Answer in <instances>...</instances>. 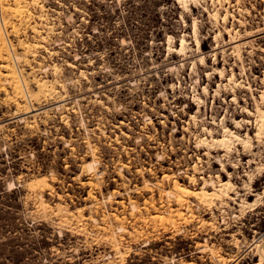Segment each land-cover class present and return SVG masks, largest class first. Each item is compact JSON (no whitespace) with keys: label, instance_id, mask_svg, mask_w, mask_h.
Listing matches in <instances>:
<instances>
[{"label":"rangeland","instance_id":"rangeland-1","mask_svg":"<svg viewBox=\"0 0 264 264\" xmlns=\"http://www.w3.org/2000/svg\"><path fill=\"white\" fill-rule=\"evenodd\" d=\"M245 2L250 13L241 20L246 26L233 19L227 26L234 23L240 29L239 38L232 36V44L255 39L251 42L255 47L250 44L235 55L228 51L224 58L219 50L216 64L208 56L207 63H198L196 72H192V60L196 61L199 55L193 38L195 18L201 27L202 51L206 54L216 46L217 26L222 30L220 41H229L230 37L226 25L216 23L210 15L213 7L209 0H199L192 13L184 12L177 0H44L49 21L54 24L46 46L57 54L51 57L47 50L39 49L36 57H29L30 65L20 62V66L30 87L36 89L31 79L44 75L53 78V72L49 68L33 73L32 68L57 62L67 80L66 93L62 92L67 97L42 98L34 103L35 113L25 114L24 109L17 112L15 101L8 99L10 85L7 84L9 96L0 89V264H218L211 249L228 259L227 264L259 261L254 251L244 245L264 238V205L236 219V205L231 200L224 207L225 213L218 209L213 215L209 209L195 207V216L190 218L182 210L188 220L180 214L175 217L177 228L182 230L173 228L167 233H154L152 223L146 226L134 222L130 211L131 200L138 206L136 214L144 210L152 195L158 202V190L153 185L164 173L174 169L185 182L177 169L191 168L198 156L206 175L209 171L222 173L228 179L227 174L231 173L241 195L245 194V172L264 162V145L254 140L251 155L222 158L226 169L223 173L221 162L215 158L217 153L212 152L208 159L194 143V133L203 124L220 131L221 117L227 112L229 126L234 128L233 117L249 119L241 107L247 103L253 110L258 104L259 91L264 87V3ZM26 34L32 38L29 29ZM184 34L190 48L186 56L175 55L169 51L168 36H173L175 46H179ZM10 39L17 48L20 38L11 34ZM182 59L184 66H180ZM224 65L226 74L232 68L250 88L238 93L237 103L231 102L228 90L214 96L221 78L212 74L211 68ZM255 65L258 67L254 70ZM82 70L86 71L85 76L80 75ZM207 72L211 73L210 78ZM207 84L209 94L203 96V86ZM195 90L205 101L199 113L198 105L192 102ZM62 100L68 107L75 104L76 111L66 113L69 123L62 121L56 108ZM191 113H197V125L190 121ZM24 117L35 119L34 126H27ZM246 127L253 129V136V125H243L242 133ZM87 141L98 148L101 179L82 170L84 160H92L87 155ZM239 148L243 153V148ZM250 159L256 164H249ZM129 162V168L121 166ZM235 163H239L238 167ZM43 176L53 190L44 192L52 206L45 214L37 211L29 186L31 180L39 181ZM88 181L94 183L93 197L89 196ZM145 181L151 183L154 193L143 187ZM10 183L15 188L9 187ZM254 189L256 193L264 191V177L256 180ZM59 205L68 207L69 216H74L71 225L62 223L65 213L59 214ZM105 211L113 229L117 226L115 213L125 217L126 228L134 231L117 233L122 237L121 248L127 251L124 257L115 254L107 236L93 221L97 218L101 224ZM80 213L83 222L77 221ZM223 217L228 224H222ZM204 221H214L219 230L200 227ZM147 239L150 244L144 246ZM237 239L241 248L236 247ZM202 245L206 249L200 251Z\"/></svg>","mask_w":264,"mask_h":264},{"label":"bare ground","instance_id":"bare-ground-1","mask_svg":"<svg viewBox=\"0 0 264 264\" xmlns=\"http://www.w3.org/2000/svg\"><path fill=\"white\" fill-rule=\"evenodd\" d=\"M213 7L211 11V16L215 20L216 23L221 21V24L226 25L225 31L226 34L230 35L229 41L223 40L222 38V30L219 29L217 24H215L216 32H214V40L216 46L212 51L208 54L203 52V44L204 42L201 40V27L199 25V21L197 18L193 20V38L196 43V47L198 49L199 55L197 56L196 61L192 60V72H196V67L198 63L204 66L207 63L208 56H212L215 64L217 62L218 51L220 50L223 58L230 51V55H235L236 51H243L245 47L250 44L252 47H255L251 42L253 40H236L232 44L233 35L234 37L240 36V29L234 26V23L228 27V22L230 19L233 21H237L241 26H246L245 21L241 20L244 15H249L250 9L248 8V4L245 0H209ZM199 0H177L180 8L184 12L192 13L194 8L198 7ZM264 3V0H262ZM257 3V2H256ZM258 4V3H257ZM253 5H251L252 7ZM253 8H255L253 6ZM236 13L240 16L237 17ZM48 10L44 4V0H0V89L4 91L5 95H8L7 84L11 87V95L7 96L10 100H14L17 106V112L19 110L24 109L25 114L27 113H35L36 109L34 107L35 102H39L40 99L45 98L50 99L56 96L62 97L66 96V82L64 79V75L62 72L61 66L57 62H52L51 65L42 66L38 65L39 68H32L33 73L36 70H42L43 72L47 71L49 68L53 72V78H49V76L44 75L41 77L32 78V82L35 84L36 89H32L30 87V81L28 77L24 73V69L20 66V62H26L30 65V56L36 57L39 49L47 50L49 55L52 57L57 54L56 51H50L47 48V44L50 40L51 35L54 32V24L50 22ZM26 29H29L32 32V38L26 34ZM13 34L17 36L19 39L18 47L12 43L10 39V35ZM186 34H184L180 38V45L175 46L174 37L168 36V45L169 51H172L175 55L186 56L187 50L190 48L188 45V39L186 38ZM261 38V37H260ZM264 38V37H263ZM224 42H227L226 44ZM220 43H223V46L220 47ZM229 47L228 49H226ZM250 47V46H249ZM20 49L21 51L19 52ZM251 52V51H250ZM184 59L181 60L180 66H184ZM44 64V63H43ZM218 64V63H217ZM258 67L255 65L254 70ZM212 74L219 75L221 78V82H218L217 88L214 91V96L220 95L221 90L231 92L232 98L231 102H238V93L246 88L250 89L249 86L245 85V81L242 77L238 78L231 68L230 74H226V66L223 67H212ZM86 71H80L81 76H85ZM211 77V73L207 72V78ZM264 82V72L263 77L261 79ZM174 84H172V87ZM209 84L203 86V96H208L209 94ZM245 89V90H246ZM13 94V96H12ZM258 104L256 107L252 109L249 108L248 104L241 107L242 112L249 117V119L242 118L240 120L236 118H232L231 124L234 125V128L229 126L230 123L227 121V112L222 115L220 120L221 130L217 131L214 128H209L205 124L202 125L197 131L194 133L195 137V148L203 149V155L210 159V155L212 152H216L217 158L221 162L222 172L225 173V164L223 163V159L233 158V155L236 154L238 159L242 156H246L247 154L251 155L254 153V140L260 146L264 145V87L258 94ZM67 97V96H66ZM62 103L56 105L57 109L61 112V119L65 123L68 122V113L70 110H75V104L71 107H68L66 103ZM76 102V101H75ZM192 102L198 105V113L201 111L202 106L205 104L202 96L196 93L193 95ZM78 105V104H76ZM189 109H192V106L189 105ZM217 114L218 112H214ZM45 114L48 116V112ZM220 116V115H219ZM145 117H148L146 115ZM24 122L27 126L33 127L36 120L32 121L27 120L26 117L23 118ZM198 116L197 113L190 114V121L193 122L194 125H197ZM218 119V118H217ZM251 119V120H250ZM148 120H151L149 118ZM213 121L215 122V116L213 117ZM188 126L190 123L187 124ZM251 126L254 127V135L252 136L251 129L247 130L244 134L242 133V127ZM242 130V131H241ZM87 140V139H86ZM88 143V153L89 157H92L91 161L83 162L82 170L86 172L90 177L98 176L99 179L103 178V172L100 171L97 166L99 165V156H98V148L95 144H92L90 141ZM243 148V153H240V148ZM223 153V154H221ZM164 154H158V157H163ZM130 163L124 164L122 163V167L129 168ZM248 163L256 164L254 160H248ZM239 164V163H237ZM235 163V166H237ZM256 167L250 171H246L244 177L247 178V181L243 182V189L245 194L241 195L238 189V185L233 182L232 174L228 172V179H224L222 173H214L208 172L206 175V171L202 165V158L198 156L196 162L193 163L192 167H182L178 168L177 171L183 173V178H185V182L181 181L182 176L172 169L171 173H164L163 177L159 179V181L155 182L153 187L158 190L159 200L156 202L154 195H152L145 202L144 210L136 211L138 206L136 202H130L131 206V215L134 218V222H137L141 225H149L153 224L154 233H167L171 229L176 228L178 231L182 230L181 228H177V223L175 217L181 216L185 220L186 213L182 212V210H186L190 214V218H194V208L196 209H209L211 213L214 215L215 210L221 209L224 213V207L228 206L229 201H233V204L236 205V211L233 213V218H241L246 215L247 212L252 210H257L260 205H264V191L260 193H256L254 189V183L258 178L264 177V162H259L255 165ZM250 167V166H249ZM121 169V167H120ZM183 170V171H182ZM138 173H142V169H138ZM121 173V171H120ZM227 173V172H226ZM39 181H30L29 186L32 189L35 195V206L37 211L44 212L52 208L49 201L45 198L44 192L45 190H52V186L47 185L46 177L43 176ZM92 180V179H89ZM98 182V181H97ZM187 182V183H186ZM28 184V183H27ZM87 184L91 187L89 190V196L93 197L94 183L93 181H88ZM98 184V183H97ZM151 183L149 181L144 182L145 188L149 189L154 193V188L151 187ZM153 184V183H152ZM16 185L13 183L9 184V187L15 188ZM21 186V185H20ZM99 187V185H98ZM101 188V187H100ZM235 194L236 196H233ZM250 196H254V200L249 199ZM112 196L110 195L109 199ZM99 204V203H97ZM123 204V203H122ZM58 212H64L65 214L62 217V223L65 225H71L73 223L74 216H69L68 207H62L59 205ZM98 208V207H97ZM194 209V210H193ZM81 211V210H79ZM98 212V211H97ZM177 214L175 215L174 213ZM200 212V211H199ZM57 214V213H56ZM114 214V215H113ZM113 217L117 222L116 228L113 229L112 223L108 220L109 215L108 212H103L102 223L98 221L97 218H93V221L99 227L98 230L104 233L107 237L106 239L112 244V249L115 251V254L118 256H125L127 251H123L122 246V237L117 235V233L126 232L133 234L134 231H130L125 226V217H120L113 213ZM204 214V213H203ZM111 216V215H110ZM177 218V217H176ZM182 218V219H183ZM215 219V217H214ZM84 216L80 213V216L77 218V221L83 222ZM222 224H228L226 218H222ZM217 221V220H216ZM220 223V222H218ZM134 224V223H133ZM73 225V224H72ZM211 227L212 231H218L219 227L214 223V221H204L201 223L200 227ZM134 227V226H133ZM135 228V227H134ZM143 228V227H142ZM136 229V228H135ZM136 233V231H135ZM130 234V235H131ZM146 235V234H145ZM156 235V234H155ZM132 236V235H131ZM240 241L237 239L236 247H240ZM150 244L149 239L145 240L144 246ZM249 250H253L255 257L259 258V261L255 264H264V238L262 239H254L253 242L249 245L245 244ZM212 247H210L211 249ZM241 248V247H240ZM205 246H200L199 250H205ZM213 256L216 258L218 264H227V260L224 256L218 255L217 252L211 249ZM114 256H109L108 258H113ZM231 259L229 262H232Z\"/></svg>","mask_w":264,"mask_h":264}]
</instances>
